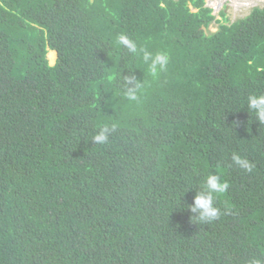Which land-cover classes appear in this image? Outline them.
I'll return each instance as SVG.
<instances>
[{"label": "trees", "instance_id": "trees-1", "mask_svg": "<svg viewBox=\"0 0 264 264\" xmlns=\"http://www.w3.org/2000/svg\"><path fill=\"white\" fill-rule=\"evenodd\" d=\"M221 15L206 0H0V264H264V123L247 107L264 95V6ZM210 173L229 188L209 223L189 205Z\"/></svg>", "mask_w": 264, "mask_h": 264}, {"label": "clouds", "instance_id": "clouds-1", "mask_svg": "<svg viewBox=\"0 0 264 264\" xmlns=\"http://www.w3.org/2000/svg\"><path fill=\"white\" fill-rule=\"evenodd\" d=\"M117 44L126 47L129 51L133 53L138 52V46L135 41L129 38L125 34H120L117 37ZM51 50V49H50ZM55 52H57L55 50ZM143 62L148 63V71L153 77L159 75V73L166 70L168 65V56L163 53H157L153 55L146 49H141ZM144 85L137 83L134 88H130L126 92V97L130 101H139L138 92L143 91ZM247 107L255 112L257 120L264 123V95H251L248 97ZM115 129V125L102 126L97 134L92 138L96 144L107 143L109 139V134ZM232 161L239 167L251 171L253 165L247 160L242 158L240 155L233 153ZM229 188V183L224 180L221 181L220 176L215 173H210L206 176L201 190L197 192L194 196V201L189 205L190 210L193 213H198L201 220L207 222H212L218 219L221 215V211L215 206V200L218 196H222L227 192Z\"/></svg>", "mask_w": 264, "mask_h": 264}, {"label": "rangeland", "instance_id": "rangeland-1", "mask_svg": "<svg viewBox=\"0 0 264 264\" xmlns=\"http://www.w3.org/2000/svg\"><path fill=\"white\" fill-rule=\"evenodd\" d=\"M216 3V4H215ZM206 5L213 8V14L216 19L226 22L222 17L221 12H225V16L230 22L246 16L253 7L264 6V0H206ZM219 28V23L214 21L209 26V31L213 32ZM47 57L49 60L50 52L48 50ZM57 59V54L54 59L49 60L50 64H54Z\"/></svg>", "mask_w": 264, "mask_h": 264}, {"label": "bare ground", "instance_id": "bare-ground-1", "mask_svg": "<svg viewBox=\"0 0 264 264\" xmlns=\"http://www.w3.org/2000/svg\"><path fill=\"white\" fill-rule=\"evenodd\" d=\"M49 52H50L49 60L51 61V59H54V55H56V52H55V50H49Z\"/></svg>", "mask_w": 264, "mask_h": 264}, {"label": "water", "instance_id": "water-1", "mask_svg": "<svg viewBox=\"0 0 264 264\" xmlns=\"http://www.w3.org/2000/svg\"><path fill=\"white\" fill-rule=\"evenodd\" d=\"M56 54H57V52H56Z\"/></svg>", "mask_w": 264, "mask_h": 264}]
</instances>
